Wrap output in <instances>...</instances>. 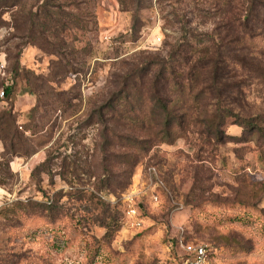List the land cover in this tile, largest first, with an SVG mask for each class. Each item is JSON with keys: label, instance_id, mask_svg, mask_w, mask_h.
<instances>
[{"label": "rangeland", "instance_id": "obj_1", "mask_svg": "<svg viewBox=\"0 0 264 264\" xmlns=\"http://www.w3.org/2000/svg\"><path fill=\"white\" fill-rule=\"evenodd\" d=\"M7 2H0V114L13 107L23 157L0 173V264H182L191 243L216 249L212 264H264V139L231 119L224 143L205 147L190 130L129 169L124 192L97 189L104 130L87 125L94 104L109 98L128 64L182 44L204 46L197 41L220 23L209 0H144L135 15L118 0ZM246 44L264 69L263 31ZM253 83L228 103L264 118V85ZM12 85L9 103L2 91Z\"/></svg>", "mask_w": 264, "mask_h": 264}, {"label": "trees", "instance_id": "obj_2", "mask_svg": "<svg viewBox=\"0 0 264 264\" xmlns=\"http://www.w3.org/2000/svg\"><path fill=\"white\" fill-rule=\"evenodd\" d=\"M118 1L124 12L134 15L144 6V0ZM209 3L210 11H207L220 15V23L213 34H204L206 42L197 41L199 46H204L182 44L166 55H150L142 57L138 64H128V72L116 76L112 82L114 91L109 98L99 106L94 104L87 125L97 124L104 130L100 147L104 179L99 178L98 191L115 188L124 192L131 182L129 179L125 184L121 177L128 176L129 169L133 172L156 144H174L190 130L198 132L205 147L224 143L230 139L225 126L231 119L233 125L243 128L249 135L264 139L263 115L244 117L228 103L229 97L244 95L254 85V80L264 85V69L253 63L255 59L250 57L252 52L246 44L258 30L264 33V0H209ZM244 13L246 21L242 19ZM185 32L194 39L202 37L189 30ZM20 66L18 62V69L11 73L18 75ZM66 66L62 65L59 71L67 69ZM13 87L4 86L2 91L9 103ZM11 109L0 114V143L3 145L0 173L5 165L12 168L15 158L23 157L19 153L23 140L14 130L16 120ZM117 125L124 128L123 133L115 132ZM117 149L123 154L117 153ZM47 163L51 164V160L47 159ZM73 163L71 173L77 175L81 166L77 161ZM118 165L124 167V171L114 173ZM88 174L95 177L94 172ZM47 203L53 212V198H48Z\"/></svg>", "mask_w": 264, "mask_h": 264}, {"label": "built area", "instance_id": "obj_3", "mask_svg": "<svg viewBox=\"0 0 264 264\" xmlns=\"http://www.w3.org/2000/svg\"><path fill=\"white\" fill-rule=\"evenodd\" d=\"M132 215H136V211H133ZM183 248L185 258L182 264H212V259L217 252L216 249L205 244H185Z\"/></svg>", "mask_w": 264, "mask_h": 264}, {"label": "crops", "instance_id": "obj_4", "mask_svg": "<svg viewBox=\"0 0 264 264\" xmlns=\"http://www.w3.org/2000/svg\"><path fill=\"white\" fill-rule=\"evenodd\" d=\"M13 164H14V163H13ZM13 164H12V165H13ZM1 192L3 193V190L0 189V194H1ZM0 196H1V195H0Z\"/></svg>", "mask_w": 264, "mask_h": 264}]
</instances>
